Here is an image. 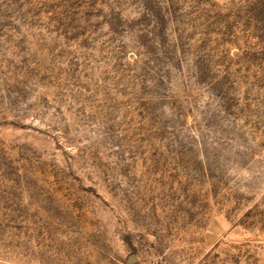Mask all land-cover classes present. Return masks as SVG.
I'll return each mask as SVG.
<instances>
[{
	"label": "rangeland",
	"instance_id": "obj_1",
	"mask_svg": "<svg viewBox=\"0 0 264 264\" xmlns=\"http://www.w3.org/2000/svg\"><path fill=\"white\" fill-rule=\"evenodd\" d=\"M0 260L264 264V0H0Z\"/></svg>",
	"mask_w": 264,
	"mask_h": 264
},
{
	"label": "crops",
	"instance_id": "obj_2",
	"mask_svg": "<svg viewBox=\"0 0 264 264\" xmlns=\"http://www.w3.org/2000/svg\"><path fill=\"white\" fill-rule=\"evenodd\" d=\"M0 264H10V263H7V262L0 260Z\"/></svg>",
	"mask_w": 264,
	"mask_h": 264
}]
</instances>
